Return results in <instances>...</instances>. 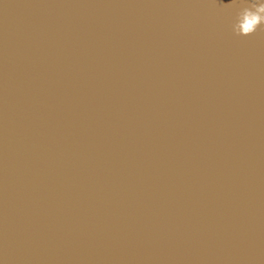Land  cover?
<instances>
[{"label": "water", "instance_id": "1", "mask_svg": "<svg viewBox=\"0 0 264 264\" xmlns=\"http://www.w3.org/2000/svg\"><path fill=\"white\" fill-rule=\"evenodd\" d=\"M251 2L0 0V264H264Z\"/></svg>", "mask_w": 264, "mask_h": 264}, {"label": "clouds", "instance_id": "2", "mask_svg": "<svg viewBox=\"0 0 264 264\" xmlns=\"http://www.w3.org/2000/svg\"><path fill=\"white\" fill-rule=\"evenodd\" d=\"M258 29L264 31V0H252L236 13L232 31L236 36H251Z\"/></svg>", "mask_w": 264, "mask_h": 264}]
</instances>
